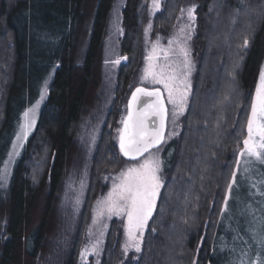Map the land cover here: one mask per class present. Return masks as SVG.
Returning <instances> with one entry per match:
<instances>
[{"label":"trees","instance_id":"trees-1","mask_svg":"<svg viewBox=\"0 0 264 264\" xmlns=\"http://www.w3.org/2000/svg\"><path fill=\"white\" fill-rule=\"evenodd\" d=\"M191 1L198 22L193 95L185 130L164 153L166 184L155 216L141 254L126 259L115 221L99 264L264 261V233L257 228L259 219L250 215L256 208L250 194L256 193L250 192L248 174L235 189L236 219L222 207L263 62L264 0H167L155 27L171 28L179 8ZM115 2L0 0V167L19 114L56 68L40 119L7 188L0 182V264H85L79 252L101 174L106 167L118 169L123 160L116 145L117 117L121 109L129 112L138 88L149 14V0H126L121 50L128 63L119 70L112 107L101 110L107 123L92 161L88 200L77 218L67 221L59 202L71 166L82 163L77 136L84 119L101 102L98 67ZM260 170L264 173V167ZM256 198L264 202L262 196Z\"/></svg>","mask_w":264,"mask_h":264},{"label":"rangeland","instance_id":"rangeland-1","mask_svg":"<svg viewBox=\"0 0 264 264\" xmlns=\"http://www.w3.org/2000/svg\"><path fill=\"white\" fill-rule=\"evenodd\" d=\"M167 0H159V6L156 8H153V0H149V14L146 19V23L143 27V33L141 38V47H142V57H141V65L139 68V73L136 76V82L135 84L137 87H143L146 89L154 90L159 88L162 97L164 98V104L166 105L167 110V122H166V131L164 135V140L161 146L157 147L159 150L157 151V148L152 149L154 155H157L160 159L161 163V169L158 173L162 187L159 190V196L157 198L156 202V209L159 203V200L161 198L163 189L165 187V178L163 175L164 169H165V160H164V153L166 151V148L173 142V140L179 139L183 131L185 130V124L184 121L186 119L188 109L190 107V102L193 95V79L196 73V63L193 58V49H194V43H195V37L197 33V7L194 4L193 1L187 2L182 8H179L178 13L176 14V20L173 23L171 28L163 27L161 25L155 27V18L157 15H159L164 8L165 2ZM126 0H116L114 9L112 11L108 30L106 34V39L104 43L103 48V58L102 61L98 67V71L100 73V79H101V90L99 91V99L101 102L99 103V109L91 108L90 113L85 117L84 123L80 129V134L77 136V143L79 145V148L81 149V158L82 163L80 161L74 162V164L71 166L68 174L66 175V179L64 181V186L62 189V195L59 202V212L62 213V216L66 218L67 221H71L72 219H76L77 216L80 214L82 207L84 206L85 202L88 200V194L90 191V178L91 176V167H92V161L94 158V155L98 151V146L101 143V138L107 123V114H103L104 112H101V110L104 108L107 110L112 107V101L114 99V95L116 92L117 82H118V75L119 70L123 64L128 63V57L123 55L121 50V44L122 39L125 34L124 25H123V14L122 10L125 6ZM195 6V12H194V21L189 20L187 9L192 8ZM183 10V11H182ZM151 25V29L145 33V29L148 28V26ZM189 25L191 26V30L189 29ZM184 28V33L180 32V29ZM119 29V30H118ZM190 35L191 39L187 41V48L190 50V59L192 62V70L191 74L189 76V81L191 84L187 106L185 111L182 114H178L175 118V122L173 123V115H172V105L168 103L167 101V92L163 88L162 85L159 84H152L150 80H144L142 79L144 77V70L150 63V61L147 59L149 54L152 52V45L156 44L157 41L159 42V47L167 49L169 47L168 41L175 38L183 39L184 36ZM172 48L175 49L176 45L173 44ZM170 58H172V54L170 53ZM123 57H126L127 59H123ZM117 59L120 60V62L114 63ZM163 62L162 60L160 61ZM264 68V57L263 62L261 65V69ZM51 72L41 83L39 86L38 94L35 97V99L28 104L19 114V117L17 119V122L15 124L13 135L11 136L9 146L7 148L6 156L4 157L1 167H0V175L4 174L5 171V162L7 163V178L6 180L0 179L1 186L5 189L7 188L12 172L14 169V166L22 154L24 147L26 145V142L30 135L35 130L37 123L41 116V111L45 105V102L48 97L50 84L52 81V78L54 76V71ZM47 81L46 87L47 92L44 95V99L40 100L41 93L44 92L45 89V82ZM259 83V78L257 85ZM257 87V86H256ZM256 91V89H255ZM255 97V93H254ZM254 99V98H253ZM155 99H149L147 97H143L139 101V105L137 107V111H141L142 105L145 101L151 102ZM37 101H40L39 107L36 110L35 113V121L32 125L31 130L28 132L26 138H24L22 141H17L16 137L17 134L20 133L21 124L24 123V113L34 107L37 103ZM125 109V108H124ZM124 111V112H123ZM120 110L118 117H117V126L119 124V129L123 127L121 120L125 119L127 116L126 110ZM108 112V111H107ZM31 117V114H30ZM153 116L150 117L151 121L156 120L159 122V117ZM159 124V123H158ZM152 129V126L150 130ZM115 136L117 143L116 145L119 147V132L118 129L115 130ZM247 138V134H246ZM245 138V139H246ZM115 140V141H116ZM16 144L17 148L14 150L13 145ZM120 149V147H119ZM244 150V147L238 151V158H237V166H234L233 173H235V179L236 182L232 183V177L225 189V198L223 200V206L225 205V201H227V208L228 211L232 212V218L236 219L237 215L239 214V205H237L236 200L234 199L235 189L238 187L239 182L243 180V178H246L247 174L250 176V179L252 180L250 192L254 190L256 193L255 195L250 194V198L253 201L254 205L256 206L255 209H251L250 215L256 219H259V224L257 228H259L260 231L264 233V202H260L256 196H262L264 199V173L261 171V167H264V163H260L259 161L255 159H250L247 156H240L239 153ZM15 151V154L9 158V154L13 153ZM121 152V151H120ZM121 155L123 156V160L120 163V166L118 169L111 170L110 168H105L103 170V173L101 174V183L99 185V193L97 194L96 199L91 204L90 207V215L88 219V225L86 228L85 233V240L80 248L79 252V261L82 263H89L90 260H94L96 264L100 263V260L104 254L105 251V245L107 243L108 234L111 230V227L115 221H117L120 224L121 227V252L123 254V258L126 259L130 254H134L135 256H139L142 252L145 238L147 236L148 230L150 228V223L155 216L156 209L153 212L152 217L148 220L147 226L143 232L142 241L140 243L141 251L137 252L135 249V241L130 240L129 237L126 235L125 227L127 224L126 217L124 216H100L97 217L95 214V209L97 205V201L106 197L108 193L112 190V186L114 183H119V180L117 177L120 175L121 172L126 170L129 167L138 166L139 163L143 161V159L148 155L147 153L140 159L133 161L125 158L123 153L121 152ZM80 158V159H81ZM260 166V167H259ZM247 169V171H245ZM258 172L259 175L256 176L255 172ZM232 173V175H233ZM259 178L260 181L257 179ZM254 183H256V186L254 187ZM258 183V187H257ZM229 184H232L231 190L229 191L228 186ZM262 188V189H261ZM253 192V193H254ZM233 201V203H232ZM58 213V210H57ZM259 214V215H258ZM96 219V223L93 224V219ZM207 224L209 220L206 221ZM264 239V234H263ZM128 245L127 249L125 250V245ZM93 246H95V250H93ZM85 248L88 249L87 254L82 257L81 253L85 250ZM250 264H264V261H260L258 258L253 259V261Z\"/></svg>","mask_w":264,"mask_h":264},{"label":"snow or ice","instance_id":"snow-or-ice-1","mask_svg":"<svg viewBox=\"0 0 264 264\" xmlns=\"http://www.w3.org/2000/svg\"><path fill=\"white\" fill-rule=\"evenodd\" d=\"M159 6V0H153V8ZM183 11V10H182ZM195 6L187 9L189 20L194 21ZM151 29V25L145 29V33ZM191 30V26L189 25ZM119 30V29H118ZM184 28L180 29L184 33ZM191 39L190 35L183 39L175 38L168 41L167 49L159 47V42L152 45V52L148 56L150 63L144 70V80H150L152 84L162 85L167 92V101L172 105L173 123L178 114H182L187 106L188 96L191 88L189 76L192 70L190 59V50L187 48V41ZM176 48L173 49L172 45ZM248 45V39H244L243 46ZM172 54L170 58L169 54ZM123 59H127L123 57ZM163 61L162 63L160 61ZM117 59L114 63H119ZM45 82L44 92L41 93L40 100L44 99L47 92ZM137 94L145 97H155L154 101H145L141 111H132L133 105L138 101ZM40 101L24 113V123L20 126V133L17 134V141L26 138L35 121V113L39 107ZM129 112L125 119L121 120L123 127L118 129L119 147L124 156L136 160L145 153L148 155L138 166L129 167L117 177L119 183H114L112 190L108 195L97 201L95 214L100 216H124L127 224L125 227L126 235L130 240L135 241V249L141 251L140 243L143 232L147 226L148 220L152 217L156 209V202L159 196V190L162 187L158 175L161 169V161L157 155L151 151L164 140V120L167 114L164 99L159 88L149 91L146 88H136L132 94L128 105ZM31 114V117H30ZM159 117V124L152 120V129H149V118ZM244 150L239 153L240 156H247L264 163V68L259 74V83L256 87L255 97L250 105V115L247 120V138L243 140ZM17 145H13L15 150ZM159 149L157 148V151ZM15 154H9V158ZM7 163L5 162V171L0 175V179L7 178ZM247 171V169H245ZM236 182L235 173L232 175V183ZM232 184L228 189L231 190ZM227 201H225V207ZM97 221L94 218L93 224ZM128 245H125V250ZM95 250V246H93ZM88 249L81 253L84 257ZM243 264V261L241 262Z\"/></svg>","mask_w":264,"mask_h":264},{"label":"water","instance_id":"water-1","mask_svg":"<svg viewBox=\"0 0 264 264\" xmlns=\"http://www.w3.org/2000/svg\"><path fill=\"white\" fill-rule=\"evenodd\" d=\"M140 88H143V87H140ZM149 91H152V90H150V89H148ZM138 95V97H139V99H138V101L133 105V107H132V111H137V107H138V105H139V101H140V99L141 98H143V97H145V96H141L140 94H137ZM147 98H149V99H155V97H147ZM163 98V97H162ZM164 99V98H163ZM165 108H166V105H165ZM130 110V109H129ZM158 118V117H157ZM157 122V121H156ZM166 122H167V114H166V117H165V120H164V135H165V131H166ZM158 123L159 122H157V125H158ZM151 126H152V123H151V118H149V129L151 128ZM162 143H163V141L157 146V147H159V146H161L162 145ZM153 149H155V148H153ZM146 154V153H145ZM144 154V155H145ZM143 156H141V157H139L138 159H140V158H142ZM125 158H127V159H129V160H133V159H130L129 157H126L125 156ZM138 159H136V160H138ZM136 160H133V161H136Z\"/></svg>","mask_w":264,"mask_h":264},{"label":"bare ground","instance_id":"bare-ground-1","mask_svg":"<svg viewBox=\"0 0 264 264\" xmlns=\"http://www.w3.org/2000/svg\"><path fill=\"white\" fill-rule=\"evenodd\" d=\"M127 117V116H126Z\"/></svg>","mask_w":264,"mask_h":264}]
</instances>
